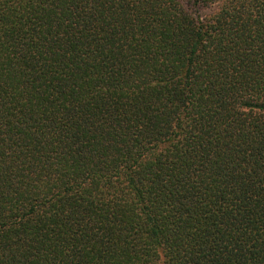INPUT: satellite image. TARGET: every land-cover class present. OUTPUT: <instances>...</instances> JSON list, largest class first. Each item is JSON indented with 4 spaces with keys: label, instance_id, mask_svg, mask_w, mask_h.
<instances>
[{
    "label": "trees",
    "instance_id": "1",
    "mask_svg": "<svg viewBox=\"0 0 264 264\" xmlns=\"http://www.w3.org/2000/svg\"><path fill=\"white\" fill-rule=\"evenodd\" d=\"M0 264H264V0H0Z\"/></svg>",
    "mask_w": 264,
    "mask_h": 264
}]
</instances>
